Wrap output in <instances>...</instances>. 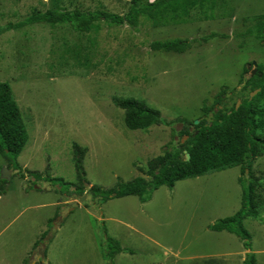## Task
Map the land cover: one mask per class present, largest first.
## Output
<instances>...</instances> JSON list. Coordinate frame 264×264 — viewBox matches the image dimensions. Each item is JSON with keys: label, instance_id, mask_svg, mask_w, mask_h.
Wrapping results in <instances>:
<instances>
[{"label": "rangeland", "instance_id": "1", "mask_svg": "<svg viewBox=\"0 0 264 264\" xmlns=\"http://www.w3.org/2000/svg\"><path fill=\"white\" fill-rule=\"evenodd\" d=\"M132 5V0H0V26L35 10L124 15ZM259 15L264 0H215L185 18L168 15L163 24L142 16L135 27L99 15L89 32L42 22L0 35V81L11 85L29 135L17 159L27 176L9 168L11 179L0 199V264H243L248 251L243 240L209 228L240 209L239 177L249 182L250 176L241 165L177 181L173 189L163 185L148 202L134 195L103 202L90 187L112 189L119 181L148 179L140 169L170 143L179 145L184 124L176 119L210 122L213 113L204 114V101L212 105L223 87L221 109L254 96L251 76L264 66V37L247 31ZM213 32L218 35L204 40ZM176 38L195 41L184 53L151 48L153 41ZM127 97L173 123L128 128L124 109L113 101ZM75 144L87 148L89 185L81 196L71 185L77 180ZM250 161L259 215L247 217L244 227L258 264H264V154ZM0 167H8L2 153ZM107 236L126 248L112 260L103 256Z\"/></svg>", "mask_w": 264, "mask_h": 264}, {"label": "trees", "instance_id": "2", "mask_svg": "<svg viewBox=\"0 0 264 264\" xmlns=\"http://www.w3.org/2000/svg\"><path fill=\"white\" fill-rule=\"evenodd\" d=\"M215 0H132L133 5L124 15L104 12H82L78 9L68 10L61 8L48 9L45 12L35 10L26 19L17 23H7L0 26V35L12 29L20 28L27 24L47 22L53 25L70 24L77 31H91L92 22L99 15L116 24L127 23L137 27L140 17H146L155 24L166 23L168 15L188 17L191 10L197 6L214 5ZM247 34L264 37V15H259L253 29H248ZM213 32L204 40L216 37ZM195 40L191 39H170L156 40L151 44L154 51L184 53L189 50ZM258 71L251 76V87L254 90L260 88L258 94L245 98L237 107L235 103L229 110L219 108L225 105L227 95L226 87L216 95L212 105H208L207 99L202 107L205 115L213 113V118L207 122L205 118L188 122L185 118H178L184 124L180 130L179 145L170 143L162 154L148 161L147 169L141 168L149 178L139 176L131 181H119L112 189H104L99 185L90 187L94 196H102V201L121 198L130 195L138 196L142 202H148L153 192L159 187L166 185L173 189L177 181L194 178L214 171H221L234 166H242V172L250 171L249 182L239 177L242 187V203L240 209L233 215L220 218L209 225L213 231H228L238 235L248 250L243 264H258L256 254L251 251L252 243L250 233L244 227V220L247 217H257V202L255 200V188L258 185L256 178L251 172V161L264 154V66L259 65ZM244 72L247 69L244 68ZM262 72V76L260 75ZM246 87V85L244 86ZM235 90V89H234ZM234 90L231 93H234ZM114 103L124 109L125 124L130 129H146L153 125L166 123L162 118L160 110L155 109L144 101L133 97L114 98ZM193 129V130H192ZM261 130V133L259 132ZM187 135V139L183 137ZM28 132L23 119L20 107L16 101L11 85L8 82L0 81V153L8 159V168H14L22 177L25 173L17 159L28 142ZM77 157L75 169L77 180L71 183L76 195H83L89 185L87 173L84 167V156L86 147L75 144ZM187 153L190 158L187 159ZM247 163V167H244ZM0 167V194L5 192L8 180L1 177ZM36 179L40 178L38 172H30ZM252 177V178H251ZM251 178V179H250ZM53 179V178H51ZM46 237V232L42 238ZM106 244L103 247V256L106 259H113L117 254L126 250L116 239L107 236ZM39 241L35 246L39 245Z\"/></svg>", "mask_w": 264, "mask_h": 264}, {"label": "water", "instance_id": "3", "mask_svg": "<svg viewBox=\"0 0 264 264\" xmlns=\"http://www.w3.org/2000/svg\"><path fill=\"white\" fill-rule=\"evenodd\" d=\"M254 64L256 65V63H254ZM257 71H258V69L253 70V75H255V74L257 73ZM262 74H263V73L260 72V75H261V76H262ZM259 91H260V88L254 90V91L252 92V95L257 94ZM239 105H240V102L237 103V107H238ZM198 122H199V120L196 121L195 123L197 124ZM186 137H187V136H186ZM189 158H190V154L187 153V159H189ZM246 172L248 173L249 170L247 169ZM1 177H2L3 179H6V180H10V179H11V172L9 171V168H8V167H4V168H2V170H1Z\"/></svg>", "mask_w": 264, "mask_h": 264}, {"label": "crops", "instance_id": "4", "mask_svg": "<svg viewBox=\"0 0 264 264\" xmlns=\"http://www.w3.org/2000/svg\"><path fill=\"white\" fill-rule=\"evenodd\" d=\"M32 24H39V23H32ZM28 25H31V24H27V25H24V26H22V27H20V28H17V29H23V28H26V26H28ZM52 27V26H51ZM17 29H12V30H17ZM52 29H53V27H52ZM9 32V31H8ZM22 168V167H21ZM15 172L17 171V170H14ZM18 172V171H17ZM22 172H25L24 171V169L22 168ZM25 176H27V175H25ZM8 185V184H7ZM6 191H7V188L5 189V192L4 193H2V194H0V199H2L3 198V195H5L6 194ZM131 196V195H130ZM135 196V195H134Z\"/></svg>", "mask_w": 264, "mask_h": 264}]
</instances>
